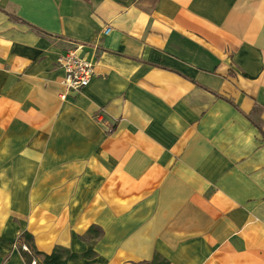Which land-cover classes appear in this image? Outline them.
<instances>
[{"label":"crops","instance_id":"1","mask_svg":"<svg viewBox=\"0 0 264 264\" xmlns=\"http://www.w3.org/2000/svg\"><path fill=\"white\" fill-rule=\"evenodd\" d=\"M25 231L91 248L66 264H264V0H0V264Z\"/></svg>","mask_w":264,"mask_h":264},{"label":"built area","instance_id":"2","mask_svg":"<svg viewBox=\"0 0 264 264\" xmlns=\"http://www.w3.org/2000/svg\"><path fill=\"white\" fill-rule=\"evenodd\" d=\"M109 31L110 27H106L104 32ZM81 49V45H73L58 58V64L64 71L63 84L66 91H81L95 76L96 48H93L90 57L79 54ZM62 97L65 98V94Z\"/></svg>","mask_w":264,"mask_h":264},{"label":"trees","instance_id":"3","mask_svg":"<svg viewBox=\"0 0 264 264\" xmlns=\"http://www.w3.org/2000/svg\"><path fill=\"white\" fill-rule=\"evenodd\" d=\"M89 232H94V229H89ZM21 245H25L27 247L26 251H23L20 247L21 254L24 257L26 264H30L32 261H35L36 264H66L68 260L76 259L79 257H90L93 254L91 248H89L83 254L72 253L62 247L54 248V250L50 254L41 252L35 247L31 234L26 231L23 232L20 236V246ZM137 264L169 263L161 255L155 254L150 262H142Z\"/></svg>","mask_w":264,"mask_h":264},{"label":"rangeland","instance_id":"4","mask_svg":"<svg viewBox=\"0 0 264 264\" xmlns=\"http://www.w3.org/2000/svg\"><path fill=\"white\" fill-rule=\"evenodd\" d=\"M19 246V248L21 247L23 251H26L27 250V247L25 245H19L17 244V247ZM26 247V248H25ZM30 264H36L35 261H32Z\"/></svg>","mask_w":264,"mask_h":264}]
</instances>
